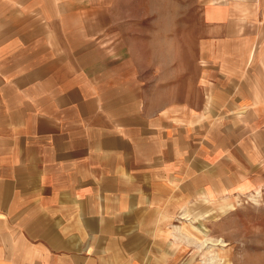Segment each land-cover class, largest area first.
Wrapping results in <instances>:
<instances>
[{"label": "crops", "instance_id": "0c3cea01", "mask_svg": "<svg viewBox=\"0 0 264 264\" xmlns=\"http://www.w3.org/2000/svg\"><path fill=\"white\" fill-rule=\"evenodd\" d=\"M111 13L0 0V264H174L172 214L264 173V0L206 6L195 103L134 64L170 58H118Z\"/></svg>", "mask_w": 264, "mask_h": 264}, {"label": "rangeland", "instance_id": "374dc122", "mask_svg": "<svg viewBox=\"0 0 264 264\" xmlns=\"http://www.w3.org/2000/svg\"><path fill=\"white\" fill-rule=\"evenodd\" d=\"M101 2L112 12L111 47H115L118 58L124 57L125 51L129 58H170L165 65L134 64L139 70L153 66L161 71L164 82L169 83L165 89L173 87L170 98L198 102L205 66L199 60L208 52L207 43L220 42L227 34L223 36L220 29L209 27L204 11L206 6H221L228 0ZM173 58H181L180 63L173 66ZM154 71L149 70L148 78ZM148 90L158 94L153 87ZM203 215L208 219L202 220ZM163 231L164 242L179 251V258L172 260L174 264H264V173L254 184H245L212 202L198 199L181 207L164 224ZM218 239L224 247L216 245Z\"/></svg>", "mask_w": 264, "mask_h": 264}, {"label": "bare ground", "instance_id": "6f19581e", "mask_svg": "<svg viewBox=\"0 0 264 264\" xmlns=\"http://www.w3.org/2000/svg\"><path fill=\"white\" fill-rule=\"evenodd\" d=\"M216 245H218V246H221V247H224L225 245H224V243H223V241L222 240H219L218 239V241H216ZM206 245V244H205ZM211 246V245H210Z\"/></svg>", "mask_w": 264, "mask_h": 264}]
</instances>
